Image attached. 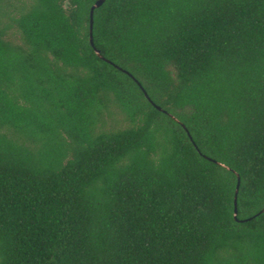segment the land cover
Returning <instances> with one entry per match:
<instances>
[{
    "label": "trees",
    "instance_id": "1",
    "mask_svg": "<svg viewBox=\"0 0 264 264\" xmlns=\"http://www.w3.org/2000/svg\"><path fill=\"white\" fill-rule=\"evenodd\" d=\"M95 1L0 0V264H264V0Z\"/></svg>",
    "mask_w": 264,
    "mask_h": 264
},
{
    "label": "water",
    "instance_id": "2",
    "mask_svg": "<svg viewBox=\"0 0 264 264\" xmlns=\"http://www.w3.org/2000/svg\"><path fill=\"white\" fill-rule=\"evenodd\" d=\"M104 1H105V0H96V1L92 4V6H91V8H90V42H91V45L93 46V48L95 49V52H96L101 58H103L104 60H106V61H108V62H112L111 60L107 59L106 57H104V56L100 53V50L95 46L94 41H93L94 10H95L97 7H99L100 5H102V4L104 3ZM116 66H118V65H116ZM118 67H119V66H118ZM119 68H120L121 70H123L124 72L128 73L129 75H131L127 70L122 69L121 67H119ZM131 76H132V75H131ZM135 80H136V82L139 84V86L142 88V90H143L145 96L150 100V102L153 103L154 106H155L157 109H159V110H161V111H164V112H167V111H166L165 109H163L160 105L156 104V103H155V102L149 97L147 91L144 89V87L141 85V83H140L137 79H135ZM178 121H179V120H178ZM179 122H180V121H179ZM181 124H182V126L186 129V131H187L188 135L190 136L191 140H193V139H192V136L190 135V132L188 131V129L186 128V126H185L183 123H181ZM193 143L195 144L194 141H193ZM195 146H196V148H198L196 144H195ZM205 157H207V156L205 155ZM219 163H220V162H219ZM237 175H238V174H237ZM239 182H240V176L238 175V183H237V188H236L235 198H234V205H235V206H234V216H235V218H236L237 220H242V219H238V217H237V192H238ZM263 211H264V207L261 209L260 212H263ZM260 212H259V213H260Z\"/></svg>",
    "mask_w": 264,
    "mask_h": 264
},
{
    "label": "rangeland",
    "instance_id": "3",
    "mask_svg": "<svg viewBox=\"0 0 264 264\" xmlns=\"http://www.w3.org/2000/svg\"><path fill=\"white\" fill-rule=\"evenodd\" d=\"M117 118L121 119V117L118 115ZM108 120V126L113 125L114 121L112 119H107ZM122 124H126L125 122H122Z\"/></svg>",
    "mask_w": 264,
    "mask_h": 264
}]
</instances>
